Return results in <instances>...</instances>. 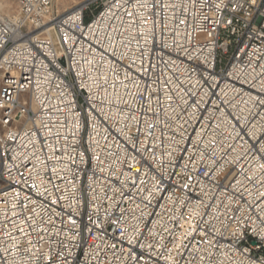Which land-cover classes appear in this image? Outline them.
<instances>
[{
    "label": "built area",
    "instance_id": "obj_1",
    "mask_svg": "<svg viewBox=\"0 0 264 264\" xmlns=\"http://www.w3.org/2000/svg\"><path fill=\"white\" fill-rule=\"evenodd\" d=\"M14 2L0 264H264V0Z\"/></svg>",
    "mask_w": 264,
    "mask_h": 264
},
{
    "label": "rangeland",
    "instance_id": "obj_2",
    "mask_svg": "<svg viewBox=\"0 0 264 264\" xmlns=\"http://www.w3.org/2000/svg\"><path fill=\"white\" fill-rule=\"evenodd\" d=\"M9 3V7L3 9L5 13L7 14H14L16 11V4L14 0H6ZM82 0H52V8L54 11H60L61 7L64 5L67 8L72 7L73 5L77 4ZM21 100H24L26 98V95H21Z\"/></svg>",
    "mask_w": 264,
    "mask_h": 264
},
{
    "label": "bare ground",
    "instance_id": "obj_3",
    "mask_svg": "<svg viewBox=\"0 0 264 264\" xmlns=\"http://www.w3.org/2000/svg\"><path fill=\"white\" fill-rule=\"evenodd\" d=\"M9 7V3L6 0H0V10H3L5 8ZM69 8H67L66 6H62L60 11L58 12H65L67 11Z\"/></svg>",
    "mask_w": 264,
    "mask_h": 264
}]
</instances>
